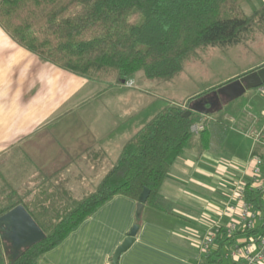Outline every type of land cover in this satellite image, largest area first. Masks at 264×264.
Wrapping results in <instances>:
<instances>
[{"label": "trees", "instance_id": "1", "mask_svg": "<svg viewBox=\"0 0 264 264\" xmlns=\"http://www.w3.org/2000/svg\"><path fill=\"white\" fill-rule=\"evenodd\" d=\"M245 1L0 0V26L40 60L107 87L127 82L138 71L146 78L170 81L201 48L227 49L262 30L264 3L247 14ZM232 80L190 96L187 107L184 102L162 107L125 142L96 187L80 198L67 190H52L50 200L48 190H17L10 184L0 188V216L21 204L44 232L14 258L0 236V264H36L41 253L118 194L138 201L146 188L144 204L164 210L158 190L173 162L186 149L201 152L211 145L209 114L215 109L199 99ZM204 115V128L194 136L190 126ZM257 154L264 159V153ZM243 198L262 212L261 221L231 234L220 226L212 244L202 250V264H234L223 258L226 247L264 231L262 194L247 183Z\"/></svg>", "mask_w": 264, "mask_h": 264}, {"label": "crops", "instance_id": "2", "mask_svg": "<svg viewBox=\"0 0 264 264\" xmlns=\"http://www.w3.org/2000/svg\"><path fill=\"white\" fill-rule=\"evenodd\" d=\"M248 1L264 3L243 5ZM133 82L107 87L63 70L18 45L0 26V188L48 190L50 200L52 190L84 196L88 180L95 188L105 174L91 175L108 152L116 162L138 129L131 121L122 123L121 113L128 108L136 114L152 103L145 89H126ZM170 99L179 103L174 95ZM210 152L192 147L176 158L158 190L164 210L144 204L137 213L136 200L115 195L41 253L36 264H112L137 220L134 240L117 264H202L201 240L234 219L225 206L251 174L249 162L231 169L221 153Z\"/></svg>", "mask_w": 264, "mask_h": 264}, {"label": "rangeland", "instance_id": "3", "mask_svg": "<svg viewBox=\"0 0 264 264\" xmlns=\"http://www.w3.org/2000/svg\"><path fill=\"white\" fill-rule=\"evenodd\" d=\"M256 6L248 1L243 8L249 14L257 8ZM262 64H264V27L256 31L253 38L245 43L227 49L211 45L201 48L197 56L187 60L183 69L170 81L146 78L141 71H138L133 78L119 85H127L130 80H133L132 88H126L127 90L138 92L140 89L143 91L145 89L148 95L146 97L151 96L154 100L152 99L151 105L145 110L146 106L142 105L143 111L136 114L127 108L121 113L119 119L121 118L124 124L128 121H131L133 125L136 123L139 128L153 114L171 102L170 98L173 95L175 101L184 102V107H187L185 101L190 96L206 91L229 79H233L232 82H244L245 77L257 73ZM138 77H141L144 82L141 83ZM115 101L120 102L122 99L115 98ZM101 102L112 103L110 99L108 101L104 99ZM211 118L213 120L210 128V153H221L225 158L223 159L225 166L240 169L249 162L252 146V139L246 136L245 132L251 128L259 129L264 124V91L257 87L246 89L235 98L223 101L221 108L211 112ZM112 156L114 153L108 152L104 163L90 178L105 174L108 167L115 162ZM93 186L94 182L88 180L84 193L92 191ZM75 194L78 193L75 192Z\"/></svg>", "mask_w": 264, "mask_h": 264}, {"label": "built area", "instance_id": "4", "mask_svg": "<svg viewBox=\"0 0 264 264\" xmlns=\"http://www.w3.org/2000/svg\"><path fill=\"white\" fill-rule=\"evenodd\" d=\"M264 91V82L258 87ZM206 115L190 126V131L194 136L204 128L203 120ZM245 135L252 139L251 151L249 154V164L251 167L250 178L246 181H241L237 184L234 199L226 204L224 212L233 215L232 219L226 226L229 234L237 230H248L255 227L260 221L262 212L255 209L253 205L243 198V192L247 183L251 184L256 191L262 194L264 201V159L261 154L264 153V124L259 129L251 128L245 132ZM258 148L259 152H254ZM214 234H209L201 240L202 248L208 249L214 240ZM238 243H243L239 245ZM224 260H229L234 264H258L264 262V231L256 237H250L243 241H238L237 244L230 246L223 253Z\"/></svg>", "mask_w": 264, "mask_h": 264}, {"label": "water", "instance_id": "5", "mask_svg": "<svg viewBox=\"0 0 264 264\" xmlns=\"http://www.w3.org/2000/svg\"><path fill=\"white\" fill-rule=\"evenodd\" d=\"M262 82H264V66H261L257 73L246 76L244 82H227L202 95L203 98L205 97L203 102L213 106L214 109H219L223 101L235 98V96L242 94L246 89L258 87ZM147 195L148 189L144 188L137 201V213L140 212L144 205ZM137 228L138 226L134 225L127 237L115 249L112 255V264H117L119 255L131 245ZM0 236L4 241V245L9 247L11 257L14 258L21 253L23 248L40 241L44 237V232L26 209L21 204H18L0 216Z\"/></svg>", "mask_w": 264, "mask_h": 264}, {"label": "flooded vegetation", "instance_id": "6", "mask_svg": "<svg viewBox=\"0 0 264 264\" xmlns=\"http://www.w3.org/2000/svg\"><path fill=\"white\" fill-rule=\"evenodd\" d=\"M208 93H209V92H208ZM204 100H205V97H204V98H203V97L200 98V101H204Z\"/></svg>", "mask_w": 264, "mask_h": 264}]
</instances>
